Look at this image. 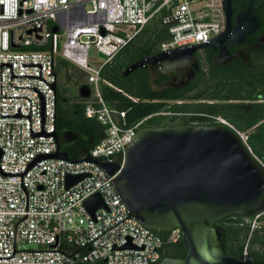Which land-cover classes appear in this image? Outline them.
Here are the masks:
<instances>
[{
  "label": "built area",
  "instance_id": "obj_1",
  "mask_svg": "<svg viewBox=\"0 0 264 264\" xmlns=\"http://www.w3.org/2000/svg\"><path fill=\"white\" fill-rule=\"evenodd\" d=\"M153 18L167 24L169 38L160 43L162 51L199 44L224 28L222 0H0V264L103 259L108 264H151L159 259L160 237L126 217L112 188L118 171L107 176L89 161L43 157L56 147L57 56L87 73L91 97L84 114L104 128L89 156L109 159L123 152L151 117L121 125L124 111L105 104L99 71ZM90 48L104 58L91 63ZM212 118L233 131L264 168L248 142V130ZM69 175L81 178L66 185ZM94 193L101 195L104 207L91 214L84 201ZM243 221L250 231L264 227V210ZM181 237L179 228L167 232L170 242ZM247 248L246 241L244 253Z\"/></svg>",
  "mask_w": 264,
  "mask_h": 264
},
{
  "label": "water",
  "instance_id": "obj_2",
  "mask_svg": "<svg viewBox=\"0 0 264 264\" xmlns=\"http://www.w3.org/2000/svg\"><path fill=\"white\" fill-rule=\"evenodd\" d=\"M263 1L243 0L244 8L233 12L230 0H222L225 26L217 34L232 36L229 43L244 41L261 24L256 9ZM52 31L55 32L56 28L53 27ZM208 39L143 57L127 66L123 74L144 65L153 87L152 78L158 75L154 65L162 74L179 73L178 67L192 59L195 49L210 45L206 43ZM260 40L264 42V33ZM219 55L225 56V51L220 50ZM184 71L186 75L182 83L193 74L189 67ZM53 89L56 94V84ZM78 91L83 98L90 94L87 84L80 85ZM64 134L53 132L55 152L43 157L73 163L89 161L107 176L118 171L111 179V185L124 205L126 217H133L152 231L167 233L172 228L180 229L185 254L167 255L151 264L257 262L258 258L249 254H226L222 245L224 230L214 225L226 217H248L264 210V168L227 127L190 124L142 126L127 141L124 151L109 159L89 156L86 148L80 150L79 156L69 155L62 149ZM80 178L81 175H69L66 185ZM84 205L91 214L96 208L104 207L99 193L86 198ZM102 261L106 262L105 259Z\"/></svg>",
  "mask_w": 264,
  "mask_h": 264
},
{
  "label": "flooded vegetation",
  "instance_id": "obj_3",
  "mask_svg": "<svg viewBox=\"0 0 264 264\" xmlns=\"http://www.w3.org/2000/svg\"><path fill=\"white\" fill-rule=\"evenodd\" d=\"M229 4L233 12L244 8L243 0H230ZM257 9H260V6ZM231 22H233V17H231ZM260 29L259 26L254 33L248 35L239 44L229 43L232 36L217 34L210 37L206 42L210 45L195 49L192 59L178 67L179 73L162 74L157 72L158 66L154 65L153 69L158 75L152 78L153 87H162L156 91L149 83L150 74L144 65L123 74L124 69L133 62L163 52L160 50V43L158 44V40L153 36L135 34L125 44L126 54H122L119 61L122 75L118 80L120 86L111 85L132 100H137L140 97L127 94L124 88L136 92L148 91L151 94L148 98L151 102H159L164 105L163 110L158 114L162 117L161 125H219L212 116H220L235 126L231 121L234 117L242 118L244 121L256 118L254 124L247 130L250 132L259 127L260 137L257 150L260 154L259 158L264 163V114L258 116L252 113L253 104L263 101V94L258 93V90L250 89V85L258 84L257 74L264 71V42L260 40L264 31ZM220 50L225 51V56H218ZM188 67L193 70V74L185 83H182L183 76L186 75L184 69ZM240 78L248 86V89L245 87L248 92L246 98H243L241 92L236 90ZM78 87L74 93H67L66 103L59 109L60 119L66 123V127L59 131L55 126L58 135L65 133L62 149L69 155L75 156L80 155L81 149L89 150L96 138L87 129L82 128L80 121L82 115L79 112L81 102L91 97V91L87 98H83L79 95ZM221 112L226 116H223ZM150 118L144 121L143 126H153L146 125ZM236 216L223 219L236 218ZM242 218L244 219L246 216H242ZM220 220L215 223L222 222ZM260 232L264 234V230ZM233 237H224L223 232L222 244L224 248L232 247ZM247 243L248 248L245 253L239 252L238 245L234 246L235 253L249 254L254 258L256 256L257 262L252 264H264V238L258 240L252 234Z\"/></svg>",
  "mask_w": 264,
  "mask_h": 264
},
{
  "label": "trees",
  "instance_id": "obj_4",
  "mask_svg": "<svg viewBox=\"0 0 264 264\" xmlns=\"http://www.w3.org/2000/svg\"><path fill=\"white\" fill-rule=\"evenodd\" d=\"M163 11L161 12V14ZM257 15L260 18L261 25L260 30L264 31V1L260 5V9L256 10ZM137 34L140 35H149L150 37L156 38L158 41L157 43H161L163 41H166L169 38V35L167 33V24H163L161 21H159L157 18H153L149 23H147L145 26H143ZM126 46L122 47L111 59L110 61L106 62L99 71V90L102 99L104 100L105 104L115 110H121L124 111V117L123 119H120L121 125L128 126L134 123L135 121L147 116L151 115V118L148 120L146 125H153V126H159L161 125L162 117L159 116V112L163 110V103L159 102H151L148 98L151 94L149 92H145L144 90H140L138 92L133 91L129 88H124V91L127 92V94H131L132 96L140 97L137 100H132L127 95L123 94L122 91L117 90L112 85L120 86V83L118 82L119 78L122 77L121 75V66H120V60L122 57V54H126ZM72 63L65 60L64 58L57 56L56 57V65H55V73L57 75V82H56V104H55V110H56V127L59 131H61L63 128L66 127V123L60 119L59 116V109L61 106L65 105L66 101V95L68 92H66L63 88H58V82L62 85L65 82L72 81L73 85L76 87L85 84V80H81L79 77L76 76V74L70 70L72 67ZM80 69V68H79ZM63 71V72H62ZM82 72V76L87 77V73L80 69ZM258 78V84L250 85L251 90H258V93L263 94V101H259L257 103L253 104L252 107V113L255 115H261L264 114V71L257 74ZM65 79V80H61ZM112 84V85H111ZM248 86L244 83L243 79L240 78V81L237 83L238 92H241V95L243 98L247 97V89L245 88ZM88 100L82 101L79 106V112L81 113V123L82 128L87 129L90 134L95 135V142H97L99 139H101L104 136L103 131V125L100 123L99 120H97L95 117H87L84 114V107ZM220 112V111H219ZM223 116H226L225 113L221 112ZM63 122H62V121ZM256 118L251 119L249 121H244L242 118L236 119L235 117L231 119L232 123L234 125L242 130H247L250 126H252L255 122ZM61 121V124H60ZM259 137H260V130L259 127L255 128L254 130H251L248 134V142L253 150V152L260 156L257 146L259 143ZM222 222L215 223V226H220L223 228L224 237H233L234 240L232 242V247L224 248V252L226 254H232L235 253V245L239 246V252L241 253L244 249L246 241H248L250 235L253 234L254 238L263 240L264 234L260 231L264 230V227L254 229L250 231L249 225H247L244 221L242 216L237 215L236 218H227L220 220ZM161 239V246L159 248V259L155 262L157 263L161 258L164 256H175V255H181L183 256L185 254V248L181 242V239H179L176 242H170L167 240V233L165 232H158L154 231ZM237 236V237H236ZM238 239V240H237ZM223 245V244H222ZM75 250H78L76 247ZM73 264H108L106 262H103L102 260H96L92 262H75Z\"/></svg>",
  "mask_w": 264,
  "mask_h": 264
},
{
  "label": "rangeland",
  "instance_id": "obj_5",
  "mask_svg": "<svg viewBox=\"0 0 264 264\" xmlns=\"http://www.w3.org/2000/svg\"><path fill=\"white\" fill-rule=\"evenodd\" d=\"M88 56H89L90 60H93V62H91L93 64H94V61H96V60H100L101 61L104 58V56L97 54L96 51L94 50V48H90L89 49ZM70 70H72L76 74V76L79 77L81 80H85L86 79V76L85 75L82 76V72L75 65H72ZM61 80H65V79L61 78ZM59 83L60 82H58V88H63L68 93H74L76 91V88L73 85L72 81L65 82L62 85H60Z\"/></svg>",
  "mask_w": 264,
  "mask_h": 264
}]
</instances>
